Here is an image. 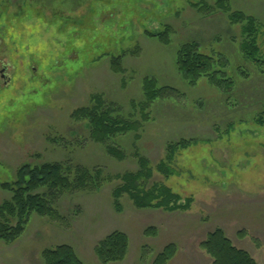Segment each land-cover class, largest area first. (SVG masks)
Wrapping results in <instances>:
<instances>
[{
	"label": "rangeland",
	"instance_id": "1",
	"mask_svg": "<svg viewBox=\"0 0 264 264\" xmlns=\"http://www.w3.org/2000/svg\"><path fill=\"white\" fill-rule=\"evenodd\" d=\"M188 1L204 2L210 12L198 14ZM228 4L254 17L264 53V0ZM165 27L168 45L144 35ZM2 34L6 51L0 48V59L13 79L5 89L0 85V185L13 183L24 165L58 164L72 188L34 192L57 216L33 213L15 242H0V264H42L44 250L62 245L82 264H100L93 249L116 231L129 239L119 264H150L170 244L177 248L170 264H211L200 243L216 229L264 263V129L254 124L264 112V67L243 61L240 30L213 0H0ZM188 42L228 61L231 96L204 79L194 86L182 79L174 58ZM111 57L120 58L121 74L111 71ZM144 78L180 95L154 103L143 122L133 105L143 101ZM95 96L113 117L139 125L109 143L120 160L91 141L85 125L71 116L94 105ZM180 141L196 143L169 160V147ZM139 157L152 170L145 183L164 184L181 204L191 198L188 211L139 210L126 196L119 200L121 212L115 210V177L139 171ZM162 162L175 174L158 173ZM77 169L100 171V188H76L69 172ZM12 196L0 186V206Z\"/></svg>",
	"mask_w": 264,
	"mask_h": 264
},
{
	"label": "trees",
	"instance_id": "2",
	"mask_svg": "<svg viewBox=\"0 0 264 264\" xmlns=\"http://www.w3.org/2000/svg\"><path fill=\"white\" fill-rule=\"evenodd\" d=\"M216 9L220 10L231 26L240 30L242 42L239 50L243 61L252 64L261 70L264 67V53L259 45L261 27L256 24L254 17L240 10H232L228 0H213ZM188 4L198 14L203 10L210 12L204 2H190ZM144 35L158 40L164 45L169 44V28L165 27L159 33L144 32ZM174 62L182 79L189 85L194 86L199 80L205 82L224 96H231L235 88V82L229 76L228 61L221 54H206L200 50L196 42L183 44L176 52ZM110 69L114 74H121L119 57L110 58ZM243 77H247L243 74ZM143 101L134 104V111L138 112L142 121L148 119L145 112L151 106L160 101L174 99L180 95L178 91L170 87L158 86L156 80L144 78L141 83ZM94 105L75 110L72 113L74 121L82 122L94 143L102 146L109 156L120 160L121 153L114 147L109 146L111 141L129 133H135L139 129L136 120L125 121L119 117H113L104 107L101 96L93 97ZM259 128L264 129V112L259 114L254 122ZM194 141H180L170 148L169 160L179 149H187L195 144ZM140 170L135 173H123L115 177L120 184L113 190L112 196L114 207L121 212L119 200L126 196L132 205L139 210H160L165 213L186 212L190 209L192 199L188 198L183 204L181 198L164 184L145 182L152 177V170L148 162L138 159ZM155 170L165 178L175 174L170 166L159 163ZM70 179L76 188L82 190H98L100 188V171L77 169ZM5 190L11 191L12 198L0 206V242L13 243L23 233L33 213L41 217L55 218L57 213L47 205V201L41 195L34 194L41 188L69 189L72 188L70 180L64 175V170L58 164H43L41 166L24 165L20 167L13 183H2ZM7 217V218H6ZM15 222L14 226H11ZM146 232H149L146 231ZM129 249V239L121 232H113L99 241L93 249L94 255L100 264H119L126 259ZM200 249L211 259V264H257L245 251L236 248L225 236L221 229H216L207 234L205 240L200 243ZM144 253V251H143ZM145 254H143V257ZM177 255L175 245H167L161 252L156 254L150 264H170ZM42 264H82L74 250L66 245L57 246L54 249H46L41 254ZM264 264V263H263Z\"/></svg>",
	"mask_w": 264,
	"mask_h": 264
},
{
	"label": "flooded vegetation",
	"instance_id": "3",
	"mask_svg": "<svg viewBox=\"0 0 264 264\" xmlns=\"http://www.w3.org/2000/svg\"><path fill=\"white\" fill-rule=\"evenodd\" d=\"M4 42L5 36L2 34L0 35V48L2 49L1 51H6V46L3 45ZM8 66L9 64H4L3 59H0V85L4 89L10 86L13 79V74L8 73L7 71ZM33 71H35V69H33Z\"/></svg>",
	"mask_w": 264,
	"mask_h": 264
}]
</instances>
